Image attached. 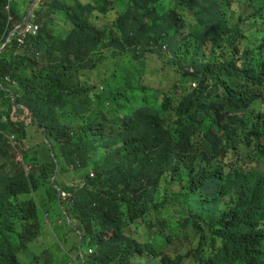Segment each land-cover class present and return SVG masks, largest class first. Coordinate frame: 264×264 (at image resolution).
<instances>
[{"label":"trees","instance_id":"trees-1","mask_svg":"<svg viewBox=\"0 0 264 264\" xmlns=\"http://www.w3.org/2000/svg\"><path fill=\"white\" fill-rule=\"evenodd\" d=\"M28 4L0 0V49ZM115 9L109 27L92 22ZM34 12L37 35L18 30L0 52V264H67L31 246L47 219L67 242L77 226L83 264H259L255 0H41ZM147 54L169 56L178 83L125 82ZM107 67L100 86L87 79Z\"/></svg>","mask_w":264,"mask_h":264},{"label":"rangeland","instance_id":"rangeland-1","mask_svg":"<svg viewBox=\"0 0 264 264\" xmlns=\"http://www.w3.org/2000/svg\"><path fill=\"white\" fill-rule=\"evenodd\" d=\"M84 3L94 2V0H80ZM34 2V1H33ZM39 2V0H38ZM37 2V3H38ZM32 5V4H31ZM264 6V0H256L255 8H261ZM30 8V7H29ZM111 8V7H110ZM234 10L237 11V7H233ZM29 10V9H28ZM118 10H109L105 14L100 12H96L92 17V22L98 28H107L117 17ZM262 18L259 21V26L264 25V11L262 12ZM139 67L143 69V75L140 80H137L138 73L133 72L130 74V77L125 80L132 85H136L138 82L140 85L145 86L146 88L151 89H160V90H168L171 89L174 85H176L179 81L180 74L177 69L172 66L171 58L169 56L159 57L155 54H147L143 62ZM114 67H107L106 69L99 68V73L92 72L87 79H89L92 83L97 86H100V82L103 79H106L110 76ZM127 77V76H126ZM14 119H19L24 121L27 125V129L30 137L28 141L31 143H38L43 140V135L40 130L36 128V126L32 123L31 117L28 112L24 114H16L13 116ZM18 156L20 153L18 150L15 151ZM55 227V226H54ZM68 233L69 241H65L59 233L55 232L51 225H45L43 229V234L38 240L39 247H47L50 251L61 260H70L72 255H76L77 252L75 250V246L77 245L79 248L80 236L78 237L75 230L70 228H65ZM81 248L85 249V244H81ZM39 253V249L35 248ZM20 259L23 264H31L29 260V256L20 255ZM46 260V255L42 254L40 257V261L43 262Z\"/></svg>","mask_w":264,"mask_h":264},{"label":"clouds","instance_id":"clouds-1","mask_svg":"<svg viewBox=\"0 0 264 264\" xmlns=\"http://www.w3.org/2000/svg\"><path fill=\"white\" fill-rule=\"evenodd\" d=\"M40 1L41 0H39V2ZM29 2L30 4H28L25 9L27 11L25 18L28 16L25 23L33 22L34 24H36L33 31L29 32L32 34V36H35L39 32V25L36 23L37 17H36L34 10L37 8L39 2L38 0H29ZM32 6H33V9L29 13ZM7 9H9V7H7ZM117 10L118 12L120 11V9H117ZM263 11H264V6L258 9L255 8V191L256 189L260 191H264V25L259 26V21L263 17L262 16ZM25 18L23 19L21 23H19L16 26L17 28L23 24ZM10 20H12V18H10ZM22 26L19 30H22ZM24 44L25 43L21 41L20 46ZM196 85H197L196 83L192 84L193 87H196ZM46 141L50 146L49 141L47 139ZM13 144L16 145V141L13 140ZM52 155L55 158L53 152H52ZM16 160L23 162V157L21 153L18 156L16 155ZM58 166H59L58 163H56V171H55L54 176L52 177V180H54L55 177L57 176ZM91 175L93 176V173H91ZM66 196H67V193L59 189V201L62 197H66ZM65 219L67 222H70V218L68 215H65ZM45 225H51L54 231L59 233L60 236H61V233H60L59 228L65 226L62 219H60L58 223H55L51 221L50 219H47L45 221L43 229ZM43 229H42L41 235L43 234ZM71 229L76 231V234L78 237L80 236V243H79V248L77 245L75 246V250L77 254L72 255L70 260H61L59 257L55 256L50 251L49 248L39 247L37 242L39 238L41 237V235L39 236L37 241L31 244V246L34 249L37 247L39 249V253L38 252L37 253L40 255L43 254V253L41 254L42 249H48L49 252L53 255V258L57 260L59 259L61 261H65L67 262V264H83L84 255L86 254V245H85V249L81 248V244L82 245L85 244V243H82V233L75 225ZM91 252H92V249L90 248L88 250V253H91ZM255 253H257V260L259 264H264V203L260 201L259 197L256 194H255ZM21 254L24 256H29V260H30L31 258L30 254L20 253V255ZM44 255H46V260L50 259L48 258V254H44ZM30 263H31V260H30Z\"/></svg>","mask_w":264,"mask_h":264},{"label":"built area","instance_id":"built-area-1","mask_svg":"<svg viewBox=\"0 0 264 264\" xmlns=\"http://www.w3.org/2000/svg\"><path fill=\"white\" fill-rule=\"evenodd\" d=\"M36 24L33 22H27L22 26V32L23 33H29L32 32Z\"/></svg>","mask_w":264,"mask_h":264},{"label":"water","instance_id":"water-1","mask_svg":"<svg viewBox=\"0 0 264 264\" xmlns=\"http://www.w3.org/2000/svg\"><path fill=\"white\" fill-rule=\"evenodd\" d=\"M32 9H33V6L31 7V9H30V11H29V13L32 11ZM29 15V14H28ZM27 18H28V16L25 18V20H24V22H23V24L26 22V20H27ZM22 24V25H23ZM21 25V26H22ZM21 26L20 27H16L11 33H10V35H9V37H8V39H7V41L5 42V44H4V46L0 49V52L2 51V49L7 45V43L9 42V40H10V37L11 36H13L16 32H18V30L21 28Z\"/></svg>","mask_w":264,"mask_h":264},{"label":"flooded vegetation","instance_id":"flooded-vegetation-1","mask_svg":"<svg viewBox=\"0 0 264 264\" xmlns=\"http://www.w3.org/2000/svg\"><path fill=\"white\" fill-rule=\"evenodd\" d=\"M25 126H26V132L29 134L28 129H27V125L25 124Z\"/></svg>","mask_w":264,"mask_h":264}]
</instances>
